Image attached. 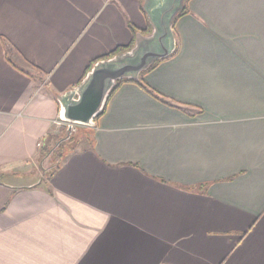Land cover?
I'll return each instance as SVG.
<instances>
[{
    "label": "crops",
    "instance_id": "0c3cea01",
    "mask_svg": "<svg viewBox=\"0 0 264 264\" xmlns=\"http://www.w3.org/2000/svg\"><path fill=\"white\" fill-rule=\"evenodd\" d=\"M140 6L0 0V264H264V0H190L176 52L33 176L55 96L142 35Z\"/></svg>",
    "mask_w": 264,
    "mask_h": 264
},
{
    "label": "water",
    "instance_id": "95a60500",
    "mask_svg": "<svg viewBox=\"0 0 264 264\" xmlns=\"http://www.w3.org/2000/svg\"><path fill=\"white\" fill-rule=\"evenodd\" d=\"M184 2L142 0L140 7L150 26L149 34L138 35L128 51L97 61L76 86L56 95L59 120L94 128L119 81L138 82L155 62L170 57L176 50L173 23Z\"/></svg>",
    "mask_w": 264,
    "mask_h": 264
},
{
    "label": "trees",
    "instance_id": "16d2710c",
    "mask_svg": "<svg viewBox=\"0 0 264 264\" xmlns=\"http://www.w3.org/2000/svg\"><path fill=\"white\" fill-rule=\"evenodd\" d=\"M190 0H185V2H184V8H183V10L178 14V16L176 17V19H175V21L181 16V15H183V14H185V13H187V3L189 2ZM141 2H142V0H139V3L141 4ZM142 11V10H141ZM143 13V12H142ZM144 14V13H143ZM175 21H174V23H175ZM174 23H173V30H174ZM129 28H131V26H129ZM131 31H132V33L134 34V37H133V39H132V41H131V43H129V45L128 46H125V47H122V46H118L117 48H115L113 51H111L110 53H108L107 55H105V56H102V57H100V58H97V59H95V60H93L92 62H90V64L88 65V67L86 68V70H85V72H84V75H83V77H82V79L84 78V76L86 75V73L90 70V68L92 67V65L93 64H95L97 61H99V60H102V59H106V58H110V57H112V56H114V55H117V54H120V53H122V52H126V51H128L129 49H131L132 48V46H133V40H134V38H135V32H134V30L131 28ZM149 32H150V26H149V24H148V27H147V29L144 31V32H142V35H147V34H149ZM176 49H177V47H176ZM175 52H176V50H175ZM174 52V53H175ZM160 61H157V62H155L151 67H150V69L148 70V71H150V70H152L158 63H159ZM81 79V80H82ZM80 80V81H81ZM79 81V82H80ZM78 82V83H79ZM124 82H130V81H119L118 83H117V85H116V87H115V89H114V91L120 86V84H122V83H124ZM114 91L112 92V94L114 93ZM55 98H56V96H55ZM104 111V110H103ZM103 111H102V113H103ZM101 113V114H102ZM100 114V115H101ZM61 132V131H60ZM58 135L57 134H51V135H48L45 139H43V141H42V143H41V147L39 148V152H38V157H37V161L38 162H41V161H43V160H52V159H54V161H55V165H54V168H53V170L47 175V178H46V180H50L54 175H55V173L60 169V167H61V165H62V163H63V161H64V159L66 158V156L68 155V154H70L72 151H74L75 150V148H76V146H77V143L78 142H76L74 145H73V147L72 148H70L68 151H66V152H64V151H62L61 150V148H59V147H56V148H54V149H52V147H51V142H53V141H55L56 143H58V144H60V143H62L59 139H58ZM57 144V145H58ZM54 147V146H53ZM50 163H51V161H50ZM42 170H44V168H42Z\"/></svg>",
    "mask_w": 264,
    "mask_h": 264
},
{
    "label": "rangeland",
    "instance_id": "374dc122",
    "mask_svg": "<svg viewBox=\"0 0 264 264\" xmlns=\"http://www.w3.org/2000/svg\"><path fill=\"white\" fill-rule=\"evenodd\" d=\"M92 128H86V127H81V126H73L72 128L68 127H58V130L55 132L59 137L58 139L62 142L60 144L56 143L55 141L51 142V147L52 149L59 147L61 148L62 151L66 152L70 148L73 147V145L77 143V146L80 144L79 147H82L81 143L86 142L87 138L90 136V130ZM61 131V132H60ZM82 141V142H81ZM58 144V145H57ZM54 146V147H53ZM76 146V147H77ZM55 159V158H54ZM54 159L52 160H43L41 162H38L37 160L34 162V167H33V176H36L38 174L42 175L43 178L42 180L46 182L47 175L53 170L55 161ZM51 161V163H50ZM44 168V170H42ZM39 176V175H38ZM23 183L22 185H27L30 183V179L26 180H21Z\"/></svg>",
    "mask_w": 264,
    "mask_h": 264
},
{
    "label": "built area",
    "instance_id": "2783aa9c",
    "mask_svg": "<svg viewBox=\"0 0 264 264\" xmlns=\"http://www.w3.org/2000/svg\"><path fill=\"white\" fill-rule=\"evenodd\" d=\"M56 125L57 127H68L69 129L72 128L74 125H71V124H68V123H65V122H62L60 121L59 119L56 121ZM38 147H41V143H38L37 145Z\"/></svg>",
    "mask_w": 264,
    "mask_h": 264
}]
</instances>
